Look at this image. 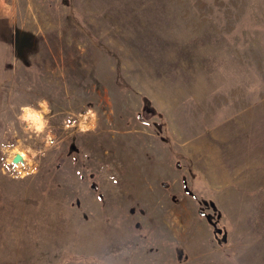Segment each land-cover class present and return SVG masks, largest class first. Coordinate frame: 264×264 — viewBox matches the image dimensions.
Masks as SVG:
<instances>
[{"label":"rangeland","instance_id":"374dc122","mask_svg":"<svg viewBox=\"0 0 264 264\" xmlns=\"http://www.w3.org/2000/svg\"><path fill=\"white\" fill-rule=\"evenodd\" d=\"M0 6V264H264V0Z\"/></svg>","mask_w":264,"mask_h":264},{"label":"clouds","instance_id":"9594fccd","mask_svg":"<svg viewBox=\"0 0 264 264\" xmlns=\"http://www.w3.org/2000/svg\"><path fill=\"white\" fill-rule=\"evenodd\" d=\"M51 109L48 105V101L41 99L35 106L31 104L21 105L16 115V122L21 126V130L25 134L36 137L44 145L43 149H28L31 153L33 160L36 157H43L46 155L47 150H51L56 147V137L52 130L48 114ZM89 115L95 118V113L90 109ZM88 128H82L81 131H88ZM35 168L32 169L35 172Z\"/></svg>","mask_w":264,"mask_h":264},{"label":"water","instance_id":"95a60500","mask_svg":"<svg viewBox=\"0 0 264 264\" xmlns=\"http://www.w3.org/2000/svg\"><path fill=\"white\" fill-rule=\"evenodd\" d=\"M22 160V157L19 153H15L14 156L12 157V161L13 162H18V161H21Z\"/></svg>","mask_w":264,"mask_h":264},{"label":"bare ground","instance_id":"6f19581e","mask_svg":"<svg viewBox=\"0 0 264 264\" xmlns=\"http://www.w3.org/2000/svg\"><path fill=\"white\" fill-rule=\"evenodd\" d=\"M18 153L21 155L22 159L24 158L25 154L22 151H18ZM26 158V157H25Z\"/></svg>","mask_w":264,"mask_h":264},{"label":"crops","instance_id":"0c3cea01","mask_svg":"<svg viewBox=\"0 0 264 264\" xmlns=\"http://www.w3.org/2000/svg\"><path fill=\"white\" fill-rule=\"evenodd\" d=\"M0 11H1V6H0ZM0 16H1V14H0Z\"/></svg>","mask_w":264,"mask_h":264}]
</instances>
